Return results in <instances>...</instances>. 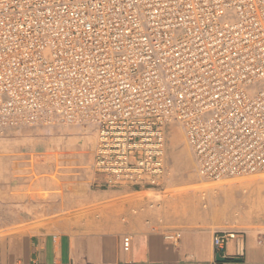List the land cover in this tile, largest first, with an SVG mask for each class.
Returning <instances> with one entry per match:
<instances>
[{"label": "built area", "instance_id": "1", "mask_svg": "<svg viewBox=\"0 0 264 264\" xmlns=\"http://www.w3.org/2000/svg\"><path fill=\"white\" fill-rule=\"evenodd\" d=\"M172 122L205 180L264 174V0H0V130L91 124L98 186L156 188Z\"/></svg>", "mask_w": 264, "mask_h": 264}, {"label": "crops", "instance_id": "2", "mask_svg": "<svg viewBox=\"0 0 264 264\" xmlns=\"http://www.w3.org/2000/svg\"><path fill=\"white\" fill-rule=\"evenodd\" d=\"M248 182L222 185L218 199L212 196L219 212H199L181 224L141 201L130 210L131 203L114 199L124 189L111 187L96 190L100 213L75 211L24 227L1 219L0 264H264V229L254 228L264 216L245 205L241 188L250 187L249 199L255 192ZM220 231L237 234L217 253L213 236Z\"/></svg>", "mask_w": 264, "mask_h": 264}, {"label": "rangeland", "instance_id": "3", "mask_svg": "<svg viewBox=\"0 0 264 264\" xmlns=\"http://www.w3.org/2000/svg\"><path fill=\"white\" fill-rule=\"evenodd\" d=\"M177 124L171 123L170 126L179 131V141L175 144L178 149L170 142L169 129L166 130V173L161 178L160 186L156 189L131 185L111 187L124 189L114 199L131 203L129 207L132 211L138 210L134 202L141 201L145 207L157 208L160 217L165 214L173 223L181 224L183 219L198 216L199 212L212 210V214H216L219 206L214 205L212 196L217 193L215 197L218 199L222 185L258 181L263 185L256 187L252 199L248 197L250 187L241 188V192L246 194V207L253 210L255 215L264 216V174L225 180L219 186L209 184L199 175L185 132L182 133V127ZM7 128L0 130V143L3 144L0 145V220L14 218L15 222H20L19 227H24L75 211L100 213L103 201L98 200L96 190L104 187L98 186L93 175L97 141L93 127L77 125L45 128L25 125ZM87 136L90 141L82 159L80 150ZM59 140L64 142L59 143ZM66 144L69 145V152H72L71 157L64 159ZM186 150L194 163L190 169L181 156L182 153L186 156ZM191 173L194 175L193 180ZM148 190L159 191V199L148 197ZM209 195L212 198L208 202ZM254 228L264 229V221Z\"/></svg>", "mask_w": 264, "mask_h": 264}, {"label": "bare ground", "instance_id": "4", "mask_svg": "<svg viewBox=\"0 0 264 264\" xmlns=\"http://www.w3.org/2000/svg\"><path fill=\"white\" fill-rule=\"evenodd\" d=\"M172 123H175V124H177V122H172ZM171 124V123H170ZM170 124L168 125V129H169V138H170V142L174 145V147L175 146H177V145H175L176 144V142H178L179 141V134H178V130H177V128L175 129V130H173L172 129V127L173 126H170ZM179 124V123H178ZM177 124V125H178ZM85 125H87V126H90V127H93L91 124H85ZM180 125V124H179ZM178 125V126H179ZM68 126H77V125H68ZM181 126V125H180ZM182 127V126H181ZM8 129V128H7ZM182 129H183V127H182ZM10 130V129H9ZM180 130H181V128H180ZM59 131V130H58ZM182 131V133H183V131H184V129L183 130H181ZM59 133V132H58ZM57 133V134H58ZM60 135V134H59ZM185 135V134H184ZM58 136V135H57ZM61 136V135H60ZM64 137V136H63ZM55 139V138H54ZM57 139V138H56ZM86 142H84V145H83V147L81 148V153H82V155H81V157H82V159L84 158V156H85V154L87 153V145H88V143H89V141H90V138H89V136H87L86 138ZM59 141H61V140H59ZM56 142V141H55ZM58 142V141H57ZM62 142H64V141H61V142H59V143H62ZM49 144V143H48ZM71 144V143H70ZM0 145H3V144H1L0 143ZM67 146H66V151H67V153L66 154H64L63 156H64V159L65 158H69V157H71L70 155H71V152H69V145L68 144H66ZM76 145V144H75ZM49 146V145H48ZM81 146V145H80ZM87 147V148H86ZM7 148V147H6ZM63 148V147H62ZM73 148V147H72ZM77 148V147H76ZM80 148V147H79ZM60 149H61V146H60ZM177 149H178V146H177ZM176 149V150H177ZM8 150V149H7ZM58 150V149H57ZM78 150V149H77ZM11 151V150H10ZM60 151V150H59ZM57 152V153H60V152ZM5 152V151H4ZM183 152V151H182ZM7 153V152H6ZM64 153V152H63ZM62 153V154H63ZM0 154H1V150H0ZM79 154H80V152H79ZM174 154H175V151H174ZM186 156H183V153H182V159L184 160V162H185V164L186 165H189V169L191 168V167H193L194 166V163H193V161L191 160V158H190V155H189V153H188V151L186 150V154H185ZM80 157V156H79ZM70 160V159H69ZM190 176H191V180H193V174L191 173L190 174ZM241 178H244V177H241ZM234 179H238V178H234ZM225 180H231V179H224V180H221V181H219V182H208L209 184H211V185H213V186H219V185H221ZM248 185H250V186H252L253 187V189H256L255 187H260L261 185H263V183L262 182H258V181H255V182H249V183H247ZM149 192H148V197H150L151 199L153 198V199H159V191H156V190H148ZM3 195V194H2ZM3 198V197H2ZM4 199V198H3ZM7 199V198H6Z\"/></svg>", "mask_w": 264, "mask_h": 264}, {"label": "water", "instance_id": "5", "mask_svg": "<svg viewBox=\"0 0 264 264\" xmlns=\"http://www.w3.org/2000/svg\"><path fill=\"white\" fill-rule=\"evenodd\" d=\"M218 258H221V257L218 256Z\"/></svg>", "mask_w": 264, "mask_h": 264}]
</instances>
